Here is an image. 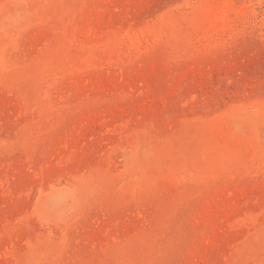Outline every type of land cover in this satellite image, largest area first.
<instances>
[{
  "label": "rangeland",
  "instance_id": "374dc122",
  "mask_svg": "<svg viewBox=\"0 0 264 264\" xmlns=\"http://www.w3.org/2000/svg\"><path fill=\"white\" fill-rule=\"evenodd\" d=\"M0 264H264V0H0Z\"/></svg>",
  "mask_w": 264,
  "mask_h": 264
}]
</instances>
